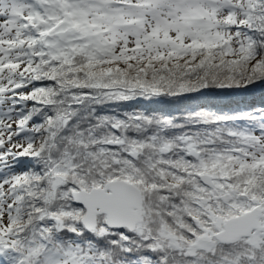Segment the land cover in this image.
I'll use <instances>...</instances> for the list:
<instances>
[{"label":"snow or ice","instance_id":"6c2138e0","mask_svg":"<svg viewBox=\"0 0 264 264\" xmlns=\"http://www.w3.org/2000/svg\"><path fill=\"white\" fill-rule=\"evenodd\" d=\"M264 0H0V264H264Z\"/></svg>","mask_w":264,"mask_h":264},{"label":"trees","instance_id":"16d2710c","mask_svg":"<svg viewBox=\"0 0 264 264\" xmlns=\"http://www.w3.org/2000/svg\"><path fill=\"white\" fill-rule=\"evenodd\" d=\"M264 99V86H258L248 91L218 92L205 95L190 94L184 99L171 98L160 102H141V106L171 113H182L199 106H207L221 112H234L250 104H259Z\"/></svg>","mask_w":264,"mask_h":264}]
</instances>
